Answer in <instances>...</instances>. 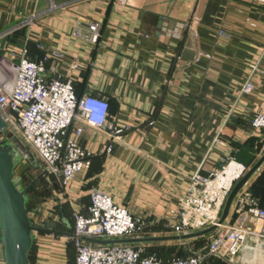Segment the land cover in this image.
Listing matches in <instances>:
<instances>
[{
  "label": "crops",
  "instance_id": "1",
  "mask_svg": "<svg viewBox=\"0 0 264 264\" xmlns=\"http://www.w3.org/2000/svg\"><path fill=\"white\" fill-rule=\"evenodd\" d=\"M87 21L100 24L97 43L77 33H87ZM188 30L198 56L184 62L177 53ZM263 46L264 4L254 0H0V55L13 59L26 49L30 60L46 56L47 81L67 79L79 97L107 101V123L121 130L109 136L73 123L68 137L90 156L67 183L43 175L28 194L30 219L55 220L71 232L74 213L85 212L90 192L99 190L133 217L163 227L139 235H175L169 227L194 189V175L208 178L238 164L249 169L262 155L264 128L252 119L264 114ZM35 171V178L45 172L32 167L30 175ZM252 183L264 197V161L242 190ZM224 223L252 225L234 202ZM223 232L133 245L168 261L170 250L202 252L199 238ZM67 240L34 234L29 264H75Z\"/></svg>",
  "mask_w": 264,
  "mask_h": 264
},
{
  "label": "built area",
  "instance_id": "2",
  "mask_svg": "<svg viewBox=\"0 0 264 264\" xmlns=\"http://www.w3.org/2000/svg\"><path fill=\"white\" fill-rule=\"evenodd\" d=\"M125 4L127 0H117ZM264 4V0H254ZM87 33L78 30L92 43L99 40L100 24L87 21ZM13 59L0 55V113L7 127L16 132L32 151L41 168L58 175L63 183L71 180L82 169L90 153L68 137L70 126L77 122L96 129H106L109 136L121 130L107 123V101L93 96L79 97L73 84L63 78L47 81L44 78L45 60L33 61L23 49ZM264 58V46L261 50ZM252 84L245 81L244 89ZM254 128H264V114L252 119ZM82 127L76 129L79 134ZM248 168L238 164L234 169L223 167L207 177L194 175L193 191L181 201V208L170 225L175 235L187 234L218 224L222 208L233 186ZM234 199L238 212L247 215L252 225L226 224L222 234L208 238L205 251L218 257L224 264H264V208L256 206L242 192ZM70 240L75 249V264H202L204 252L185 258L161 261L154 255H145L144 246H96L83 237L109 239L134 237L142 233L144 221L135 218L124 207L113 202L110 195L99 190L89 194L85 212L73 215Z\"/></svg>",
  "mask_w": 264,
  "mask_h": 264
},
{
  "label": "water",
  "instance_id": "3",
  "mask_svg": "<svg viewBox=\"0 0 264 264\" xmlns=\"http://www.w3.org/2000/svg\"><path fill=\"white\" fill-rule=\"evenodd\" d=\"M198 56L197 40L195 32L188 30L182 42L177 58L184 62L194 61ZM7 129V122L0 113V134ZM6 142L0 141V261L4 264H29V252L31 250L34 234L46 233L58 236L71 237V233L61 230L57 221L48 220L45 223H33L29 217L27 191L45 174L40 173L27 186L18 185L15 169L19 163L26 159L30 164L39 165L32 153L20 141L12 139V134L7 133ZM264 161V149L259 160L250 167L244 176L233 186L226 198L218 224L205 229L193 231L187 234L173 236H141L99 239L83 237L92 245H133L137 243L156 242L165 240H183L199 237L215 230L223 224L229 215L231 206L237 194L241 191L249 178L258 170ZM149 228L162 229L163 227L149 225L146 222L142 232Z\"/></svg>",
  "mask_w": 264,
  "mask_h": 264
},
{
  "label": "trees",
  "instance_id": "4",
  "mask_svg": "<svg viewBox=\"0 0 264 264\" xmlns=\"http://www.w3.org/2000/svg\"><path fill=\"white\" fill-rule=\"evenodd\" d=\"M9 140V138H8V136H7V134H5V138H2L1 137V135H0V141L1 142H6V141H8ZM38 163V162H37ZM39 164V163H38ZM32 165V167H34V168H36L37 170L38 169H41V165L39 164V165H37V166H35L34 164H31ZM27 174V173H26ZM29 175L30 174H28V175H26V176H24V177H22L21 178V182L19 181V183H18V185L19 186H21V187H25V186H27L32 180L31 179H29ZM259 177V176H258ZM42 178H43V176L27 191V205H28V212H29V210H30V208H32L33 206H32V204L30 203V201H29V196H28V194H30V192H32L33 190H34V188H35V186L37 185V183H39L40 182V180H42ZM29 179V180H28ZM256 182V181H255ZM255 185L252 183L248 188H245L244 189V191L242 192V194L245 196V197H247V198H249L250 200H252L253 201V203L256 205V206H258V207H261V208H264V197H263V195H260L257 191H256V189H255V187H254ZM32 221V220H31ZM33 222V221H32ZM34 223V222H33ZM70 240V239H69ZM199 243H197V247H199V248H203V247H206L207 246V244H208V241L207 242H205L204 240H203V238H199L198 240H197ZM68 249H69V252H71V250L73 251V245H72V242H71V240L68 242ZM134 246H136V245H134ZM34 249V240H33V244H32V247H31V250H30V252H29V260H32L33 259V250ZM203 252H204V256H203V262H204V260L206 259V260H208V261H212V263L213 264H222V262L221 261H219L218 259V257H216V256H211V255H208L207 253H206V251L205 250H203ZM74 253V252H73ZM190 255V254H189ZM189 255H187L186 253H184V252H181V254L179 255L180 257L179 258H185V257H187V256H189ZM203 262H202V264H203Z\"/></svg>",
  "mask_w": 264,
  "mask_h": 264
},
{
  "label": "rangeland",
  "instance_id": "5",
  "mask_svg": "<svg viewBox=\"0 0 264 264\" xmlns=\"http://www.w3.org/2000/svg\"><path fill=\"white\" fill-rule=\"evenodd\" d=\"M8 132H10L11 134H12V139L13 140H15V141H20L28 150H30L22 141H21V139H20V137L16 134V132H14L12 129H11V127H7V129L5 130V131H3L0 135H1V137L2 138H5V134H7ZM21 163V162H20ZM24 165H26L25 167H26V169H25V171L24 172H22L19 176H20V178H22V177H24V176H26V175H28V174H30L31 173V171H32V165L31 164H29L28 163V161L25 159L24 160V163H23ZM23 164H21V165H23ZM27 173V174H26ZM33 173V172H32ZM36 171H35V173H33L32 175H29V179H33L35 176H36ZM18 176V175H17ZM28 179V180H29ZM19 181L21 182V180L19 179ZM69 232V231H68ZM70 239V238H69ZM67 241H70V240H67ZM159 249V248H158ZM179 249H181V248H179ZM149 251V250H148ZM181 250H179V252H178V249L176 250V251H174V253H171V250H170V258L168 259V260H170V259H173V258H179L180 256V254H181ZM219 261H221L220 259H218ZM222 262V261H221ZM51 264H55V263H53V261L51 262ZM70 264H72V260L70 261ZM222 264H224L223 262H222Z\"/></svg>",
  "mask_w": 264,
  "mask_h": 264
}]
</instances>
